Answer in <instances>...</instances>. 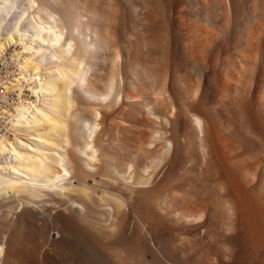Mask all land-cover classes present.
<instances>
[{"label":"bare ground","instance_id":"obj_1","mask_svg":"<svg viewBox=\"0 0 264 264\" xmlns=\"http://www.w3.org/2000/svg\"><path fill=\"white\" fill-rule=\"evenodd\" d=\"M112 13L105 0H0V55L13 46L19 63L4 84L18 99L0 124L8 242L17 246L26 225L38 256L49 224L43 264H147L148 254L159 262L142 236L148 222L170 232L159 252L178 264L191 252V264L235 253L263 260L254 247L264 233V82L246 91L239 76H223L211 99L196 76L168 85L155 58L129 63ZM247 32L250 48L258 34ZM164 159L169 172L157 181Z\"/></svg>","mask_w":264,"mask_h":264},{"label":"rangeland","instance_id":"obj_2","mask_svg":"<svg viewBox=\"0 0 264 264\" xmlns=\"http://www.w3.org/2000/svg\"><path fill=\"white\" fill-rule=\"evenodd\" d=\"M105 1L110 3L114 13H112L113 29L115 32H124L127 35V58L129 63H136L140 67L144 60L155 58L157 72L164 74V72L167 71L168 85L174 83L177 77H185L186 74L190 75L192 78L196 76V78H199H197V80L200 82V87L208 90L206 99H211L212 93L214 92L213 83L223 76H239L246 81V91L248 89H254L258 82H264V0ZM250 23H253V27ZM249 27H251V29L253 28V30H250L252 31L251 34H249L250 31L247 32ZM245 30L247 36L249 34L253 37L258 34L257 37L255 36L256 38H253V42L252 39L250 40L253 45L257 44L256 46L250 45L252 50L247 44V39H245ZM253 31L257 33H253ZM201 38L204 41L202 42V44L204 43L202 48L200 47L201 42L198 41ZM193 43H196V46L199 47V49L196 47L197 50L195 48L197 56H201H199L201 61L199 63L197 62L194 66L193 64L191 65L192 58L189 55L190 47L194 45ZM242 48H244V51H246L247 48L248 51H253L252 57H248L250 61H246L248 60L247 58L246 60H242L247 54L242 52V56ZM119 58L118 66H120L121 63V57L119 56ZM225 58H230V60ZM242 61L243 63L246 62L245 65L241 63ZM212 62H215V64ZM186 64L190 66L187 69ZM233 65L235 67H233ZM243 68L246 71H243ZM139 126L140 125L137 126V129H145L143 125L138 128ZM168 147L167 145V148ZM169 156L170 154L168 157ZM164 163L165 159L164 162L162 161L161 164H159V171H157L155 179L157 181H160L163 175L169 172L165 171L166 165H164ZM2 208L5 209L6 207L3 206ZM17 208L13 210L17 212L13 213L14 217L21 212L17 211L19 207ZM2 226L4 227L0 225V238L5 241L4 246L6 245L7 255L5 259H3L4 255L0 256V264H11L10 261H14L13 264H27L31 256L34 258L36 257V259L33 258L32 262L31 257V261H29L28 264H35L36 262H38V264H43V252H51V239L52 236H54L52 233L55 232V229L50 228L49 224L45 225L44 229L46 232H51L49 236L50 239L48 240V244L44 246L41 254L39 253L38 256L37 254L35 256L31 249L32 245L34 246L33 240L37 242L38 239H35L33 236L34 233L30 231L29 227L26 225L22 227L18 239L20 236L22 237L17 241V246L12 247L8 242L11 237V229L9 230V227L4 224H2ZM5 226L8 228L6 229ZM142 233L148 250H152L159 258V262H154L151 255L148 254L149 262L147 264H178L167 260L165 256L159 252L160 245L169 240L168 238L172 236L169 231L159 229L156 226H150L147 222ZM2 235L6 236L3 237ZM2 239H0V242ZM253 244L255 243H252V245ZM255 245L257 246L254 247V252L258 253V255H264V233L258 235V242L256 241ZM258 246L259 249H256ZM18 247L19 249L20 247L23 248L19 250ZM251 249L253 250V247L247 250L250 252ZM18 257L24 260L27 259V262L23 261V259H18ZM195 257L199 256L191 252L183 258L186 260V263L188 262L187 264H191V260ZM258 260L254 259V257L249 254L239 255V253H235L226 260L215 261V264H264V259Z\"/></svg>","mask_w":264,"mask_h":264},{"label":"built area","instance_id":"obj_3","mask_svg":"<svg viewBox=\"0 0 264 264\" xmlns=\"http://www.w3.org/2000/svg\"><path fill=\"white\" fill-rule=\"evenodd\" d=\"M13 46L8 47L5 53L0 55V124L6 122L5 116H2V111L6 108L13 111V103L18 99V91L9 89L5 90L4 84L11 83L19 75V63L11 54ZM21 61V60H20Z\"/></svg>","mask_w":264,"mask_h":264}]
</instances>
